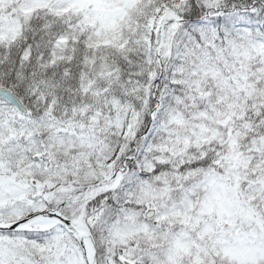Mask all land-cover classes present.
Masks as SVG:
<instances>
[{
  "label": "snow or ice",
  "instance_id": "obj_1",
  "mask_svg": "<svg viewBox=\"0 0 264 264\" xmlns=\"http://www.w3.org/2000/svg\"><path fill=\"white\" fill-rule=\"evenodd\" d=\"M0 264H264V0H0Z\"/></svg>",
  "mask_w": 264,
  "mask_h": 264
}]
</instances>
